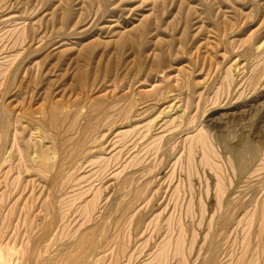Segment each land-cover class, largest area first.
<instances>
[{
    "label": "rangeland",
    "instance_id": "1",
    "mask_svg": "<svg viewBox=\"0 0 264 264\" xmlns=\"http://www.w3.org/2000/svg\"><path fill=\"white\" fill-rule=\"evenodd\" d=\"M0 258L264 264V0H0Z\"/></svg>",
    "mask_w": 264,
    "mask_h": 264
},
{
    "label": "bare ground",
    "instance_id": "2",
    "mask_svg": "<svg viewBox=\"0 0 264 264\" xmlns=\"http://www.w3.org/2000/svg\"><path fill=\"white\" fill-rule=\"evenodd\" d=\"M257 73V72H256ZM259 73V72H258ZM228 87H229V85H228ZM54 114V113H53ZM56 119V118H55ZM212 127H214V126H212ZM215 127H216V125H215ZM221 128V127H220ZM214 129V128H213ZM217 130V129H216ZM220 130V129H219ZM199 140V139H198ZM243 142V141H242ZM205 146V145H204ZM206 149V148H205ZM206 151V150H205ZM248 151H249V153H251L252 154V157H253V159L255 158V156H254V154L256 155V153H255V151H254V149L252 148V147H250L249 146V148H248ZM205 155V154H204ZM217 156V155H216ZM239 158H243V157H241V156H239ZM39 159V158H38ZM37 159V160H38ZM40 159H42L41 157H40ZM250 159V158H249ZM34 161V160H33ZM251 161V160H250ZM36 163H37V161H36ZM43 164V163H42ZM245 164V163H244ZM249 164V163H248ZM44 165H46V164H44ZM243 165V164H242ZM245 167H246V165H244ZM243 168V169H245L246 170V168ZM47 168V167H46ZM237 169H239V168H237ZM241 170V169H240ZM245 170H243V171H245ZM240 172V171H239ZM241 174V173H240ZM241 177V176H240ZM224 194V193H223ZM176 243V242H175ZM176 245V244H175ZM1 259V258H0ZM3 263V262H2ZM3 264H5V262L3 263ZM17 264V263H16Z\"/></svg>",
    "mask_w": 264,
    "mask_h": 264
}]
</instances>
